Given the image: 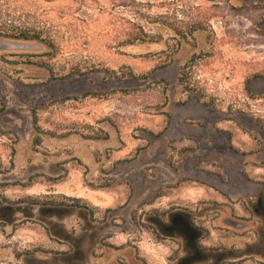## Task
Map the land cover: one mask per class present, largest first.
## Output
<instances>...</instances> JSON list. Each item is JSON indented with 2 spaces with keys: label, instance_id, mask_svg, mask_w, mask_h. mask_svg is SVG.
Listing matches in <instances>:
<instances>
[{
  "label": "rangeland",
  "instance_id": "rangeland-1",
  "mask_svg": "<svg viewBox=\"0 0 264 264\" xmlns=\"http://www.w3.org/2000/svg\"><path fill=\"white\" fill-rule=\"evenodd\" d=\"M0 264H264V0H0Z\"/></svg>",
  "mask_w": 264,
  "mask_h": 264
},
{
  "label": "water",
  "instance_id": "water-1",
  "mask_svg": "<svg viewBox=\"0 0 264 264\" xmlns=\"http://www.w3.org/2000/svg\"><path fill=\"white\" fill-rule=\"evenodd\" d=\"M172 225L173 226L171 227V232L189 235L192 238H195L196 231L193 230L189 225L183 223V216L176 215L172 220Z\"/></svg>",
  "mask_w": 264,
  "mask_h": 264
},
{
  "label": "flooded vegetation",
  "instance_id": "flooded-vegetation-1",
  "mask_svg": "<svg viewBox=\"0 0 264 264\" xmlns=\"http://www.w3.org/2000/svg\"><path fill=\"white\" fill-rule=\"evenodd\" d=\"M258 205H259L260 207H262V202L259 201ZM174 217H175V216H174ZM174 217H173V218H174ZM172 220H173V219H172ZM228 222H230V221H228ZM183 223L189 225L193 230H195V231H196V236H195V238H192V237L189 236V235H183V234H181V235L185 236V237H186L191 243H193V242L197 241L199 238H201V234H200L198 228L195 227V226H194L190 221H188L185 217H183ZM172 226H173V225H172V222H171V225H169V226H165V227L163 228V230H164L165 232L169 233V234H173V232H171V229H172L171 227H172ZM177 234H180V233H177Z\"/></svg>",
  "mask_w": 264,
  "mask_h": 264
},
{
  "label": "trees",
  "instance_id": "trees-1",
  "mask_svg": "<svg viewBox=\"0 0 264 264\" xmlns=\"http://www.w3.org/2000/svg\"><path fill=\"white\" fill-rule=\"evenodd\" d=\"M76 2L77 4H79V6H83V4H85L86 2H92L94 5H96V4H99L100 0H76ZM99 8H101V5Z\"/></svg>",
  "mask_w": 264,
  "mask_h": 264
}]
</instances>
